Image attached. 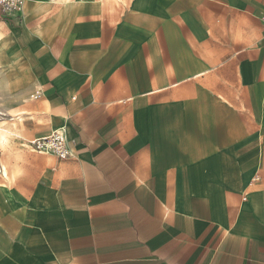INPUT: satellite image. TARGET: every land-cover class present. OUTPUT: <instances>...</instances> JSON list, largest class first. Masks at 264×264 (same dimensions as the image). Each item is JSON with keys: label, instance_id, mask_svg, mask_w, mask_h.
<instances>
[{"label": "crops", "instance_id": "1", "mask_svg": "<svg viewBox=\"0 0 264 264\" xmlns=\"http://www.w3.org/2000/svg\"><path fill=\"white\" fill-rule=\"evenodd\" d=\"M263 16L264 0L0 10V127H64L72 153L0 147V264H264Z\"/></svg>", "mask_w": 264, "mask_h": 264}, {"label": "built area", "instance_id": "2", "mask_svg": "<svg viewBox=\"0 0 264 264\" xmlns=\"http://www.w3.org/2000/svg\"><path fill=\"white\" fill-rule=\"evenodd\" d=\"M25 0H0V10L2 18L5 20L11 19L12 16H20L23 13V4ZM264 24V16L261 18ZM29 147L32 152L52 156L58 160H66L72 156L68 146V139L64 127L54 130L49 136L35 138L30 140ZM0 163V173H3ZM57 168L53 167V171Z\"/></svg>", "mask_w": 264, "mask_h": 264}, {"label": "rangeland", "instance_id": "3", "mask_svg": "<svg viewBox=\"0 0 264 264\" xmlns=\"http://www.w3.org/2000/svg\"><path fill=\"white\" fill-rule=\"evenodd\" d=\"M105 2L108 3L109 7L111 9H116V12H122L124 9H128V7L130 6V0H105ZM0 39H1V35H0ZM9 106L7 104H5L4 102L0 103V124L2 123H7L9 122V120L11 119L9 117V115L7 114V112H9ZM27 127H30L29 124H25L24 125H21L19 124V128L17 129V132L14 136L10 137V141H8V143L1 147L2 149H4L5 153L10 156V155H13L15 153H17L18 149H23L24 151H28V152H32L31 151V148L28 146L29 145V141L32 140V139H28L25 135L22 134V132L24 130L27 129ZM35 139V138H33ZM12 145H17L16 149L17 150H14L15 147H12ZM4 162V161H3ZM5 163V162H4ZM8 168L7 170H9V174L11 175L12 173H14L13 171H16L17 174H18V177L19 175H23V174H28L26 173L25 169H21V168H18L17 166L16 167H12L10 166V164H8ZM52 164H50V167L51 168ZM7 167V166H6ZM29 172V168H27ZM0 182L2 183H6L7 185H9L6 180H4L1 176V173H0ZM21 184L19 182H17L13 188H16L17 186H20ZM22 185H28V184H22ZM29 186V185H28Z\"/></svg>", "mask_w": 264, "mask_h": 264}, {"label": "bare ground", "instance_id": "4", "mask_svg": "<svg viewBox=\"0 0 264 264\" xmlns=\"http://www.w3.org/2000/svg\"><path fill=\"white\" fill-rule=\"evenodd\" d=\"M7 125V124H6ZM3 126V125H2ZM17 129V124L16 123H12L10 126L8 127H0V146L3 147L5 146L8 141H10V137L14 134V132L16 131ZM66 130V128H65ZM7 133V140H6V143L4 142V134ZM5 175L4 176H8V170H7V167L5 166ZM14 177V175H13Z\"/></svg>", "mask_w": 264, "mask_h": 264}, {"label": "clouds", "instance_id": "5", "mask_svg": "<svg viewBox=\"0 0 264 264\" xmlns=\"http://www.w3.org/2000/svg\"><path fill=\"white\" fill-rule=\"evenodd\" d=\"M7 133L4 134V142L6 143V140H7Z\"/></svg>", "mask_w": 264, "mask_h": 264}]
</instances>
